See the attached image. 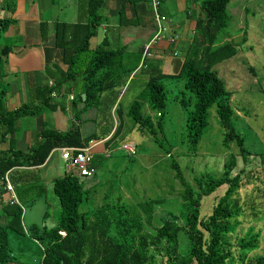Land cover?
Wrapping results in <instances>:
<instances>
[{
	"label": "trees",
	"instance_id": "16d2710c",
	"mask_svg": "<svg viewBox=\"0 0 264 264\" xmlns=\"http://www.w3.org/2000/svg\"><path fill=\"white\" fill-rule=\"evenodd\" d=\"M140 1L135 0V3ZM147 1L148 4L151 3V0ZM190 1L200 6L192 41L186 48L179 71L151 72L147 82L150 105L158 109V115L162 117L168 104L165 81L170 78L182 79L183 88L175 101L187 112L185 129L188 147L194 154H198L199 144L210 124V109L217 105L219 122L225 131V144L230 145L235 140L240 150L231 152L221 175L208 172L197 176L196 187L188 181L180 163L173 158L175 178L182 187L183 209L186 212L182 218L184 222H180L177 217H168L154 231L147 225L152 224L154 205L164 203V198L127 205L120 202L105 203L92 210H82L81 205L90 199L91 194V189L84 184L83 178L87 176L67 171L53 182V190L61 206L60 218L55 227L34 225L31 229H25L21 202L3 205L0 210V264H167L164 258L169 256L172 257L173 264H264V253L252 255L260 249L259 237L262 233L256 232L254 225H250L244 235L237 232L242 224H252L264 217V182L260 175V168L264 166V154H254L245 148V137L234 128L232 91L215 68L218 63L234 57L246 46L248 31H244L245 36L241 41H236L226 32L233 18L230 11L233 0ZM103 2L104 0H88L90 23L81 24L86 29L87 39L83 41L85 46L89 47L91 37L96 34V28L103 21ZM161 7L160 12L165 14ZM247 10L249 11L248 8ZM13 21L12 17L0 19V38L6 34ZM65 32L68 29L60 33L63 35ZM58 35L62 43L64 37L57 33ZM11 45L6 43L2 47L0 44V66L3 65V57L8 55ZM85 50L87 49L78 47L72 58H78V54ZM72 58L67 57V61H73ZM122 59L121 50L105 49L94 56L86 71L78 73L73 70L75 63L72 62L69 68V76L72 73L76 77L81 74L86 79L84 92L79 93V100H83L82 93H86L85 104L99 108V102L104 98L103 101L107 102L99 108V114L108 113L111 119L114 105V112H117L121 104L120 101L117 103L116 86L124 83L134 70L126 71L124 76L112 71L116 62ZM249 69L255 72L251 66ZM108 90H112V94ZM2 106L3 97L0 95V120L8 126L23 114L36 113V110L27 111L25 108L4 113ZM143 109L144 104L140 99L129 106L128 115L133 118L132 130L150 131L157 137L158 132L164 131L162 120L156 122ZM111 124L114 125L113 121L106 126L108 133L112 129L109 128ZM120 124L121 120L118 118L113 136L118 132ZM94 138L100 139L101 134L83 137L80 127L65 132L45 129L38 142L28 151H21L13 146L11 154L0 153V178L4 177L7 170L16 166L43 165L54 148L83 147ZM126 138L127 135L123 137ZM174 147L173 144V150ZM240 156L245 166L243 173L235 171ZM95 165L96 168L97 164ZM245 170L247 172L243 175ZM222 185H227L225 193L218 198L212 212L202 216L203 198ZM249 186L252 189L243 193ZM234 233H237L235 239L232 237ZM30 237L41 245L35 252L39 254V258L29 261L23 255L27 248L25 244L15 247L13 239L23 243L22 239ZM155 251L162 254V263L158 262Z\"/></svg>",
	"mask_w": 264,
	"mask_h": 264
},
{
	"label": "rangeland",
	"instance_id": "374dc122",
	"mask_svg": "<svg viewBox=\"0 0 264 264\" xmlns=\"http://www.w3.org/2000/svg\"><path fill=\"white\" fill-rule=\"evenodd\" d=\"M143 1L148 2L147 0H141V2ZM177 1L163 0L161 8L171 14V18L175 23H186L188 11L191 8L193 10L196 5L194 6V3L188 0L185 2L186 7H184V4L180 5ZM230 8L233 18L226 32H229L228 35L231 38L241 41L245 36L244 31L247 30L248 35L246 37H248V41L237 55L218 63L215 68L219 71L229 90L232 91L231 104L235 110L233 115L234 128L245 137L246 149L254 154L262 155L264 154V0H233ZM148 28L149 32L146 33V36L147 39H150L155 34L156 29L154 28V31H152L151 26H146L141 30L147 31ZM104 35L105 32L100 27L98 36L101 39L97 41L98 50L91 49L78 54L80 61L83 59L88 61L85 62V65L90 64L95 55H99L106 49L103 43ZM189 37H192L191 30L189 31ZM6 43L15 44V38H8L6 34L2 35L0 44L3 47ZM181 50L183 52V48ZM182 52L180 51L178 56L170 54L168 62L163 60L153 62L154 60H152V67L149 69L157 66L165 70L161 69L164 73H176L180 70L182 64V58L184 57ZM125 57L128 64L137 66L138 59L136 56L126 54ZM75 66L78 67V65ZM250 66L255 72L249 69ZM84 67L83 65L81 69H84ZM152 71L141 70L139 72L138 79L128 90L125 89L122 106L114 114L112 112V119L108 113L99 114V117L96 118L94 123H96L97 133L99 134L106 130V126H109L111 121L114 125L117 123L118 118L123 121L125 117L129 121H126L127 125L122 122L116 135L107 138V141L101 146L105 149L104 153H95L94 162L97 164V175L83 178L85 187L91 189V194L90 199L81 205V209L92 210L105 203L117 204L120 202V204L127 205L164 198V203L154 205L152 224L147 225L150 230L154 231L155 227L159 226L168 217H177L180 222H184L182 218L186 212L183 209L182 187L175 178L172 167L173 158L180 163L188 181L196 187L195 178L203 173L209 172L221 175L225 169L224 163L230 157L231 152H238L240 148L235 140L231 141L230 145L225 144V131L219 122L218 107L214 105L210 109V124L199 144L198 154H194V151L188 147L186 140L185 122L187 112L179 102L175 101L176 96L181 94L180 90L183 88L182 79L170 78V80L165 81L168 90V104L164 115L160 117L158 109L150 105L147 86H144L145 90L141 92L143 76L148 78ZM77 80L84 83L83 79L76 78L75 74L72 73L70 82ZM2 87L3 89L6 87L5 82H3ZM108 91H110L109 93L112 92V90ZM140 92L141 96H139ZM135 98L141 101L148 99L145 103L142 101L144 104L143 110L151 114L156 122L162 120L163 133L158 132V136L155 137L150 131L142 132L138 129L139 132L136 133L132 130L133 118L128 115L127 110L129 103ZM103 100L104 98H101L99 108L106 105L107 101ZM88 113L87 110L83 114L81 113L79 117L76 116L79 118L84 133H89L95 125L86 118ZM40 114L35 115L36 118ZM121 134H126L127 138L123 139ZM120 135L121 137H119ZM127 139L135 142L136 147L133 143L130 144L132 148H136L135 153L124 147L123 142ZM122 140L124 141L122 142ZM173 144L175 146L174 150ZM117 146L120 148L115 149ZM169 150H171V153H168ZM241 158V156L238 157V166L235 171L243 173V167L245 168V166ZM52 170L62 174L72 170L62 157V151L60 150L56 151L50 159L47 171L51 173ZM260 171L264 182V166L260 168ZM246 172L245 170L243 175ZM28 180L30 183H19V190L31 188L30 193H23V197L19 195L18 188L16 189L20 197L18 198L21 202L22 223L25 229H31L34 225L48 228L55 227L60 218L61 206L59 198L53 190V182L42 184L40 183L41 178L34 175ZM226 189L227 185H222L214 193L203 198L202 216H207L212 212L218 198L225 193ZM251 189L252 187L249 186L242 192ZM250 225H254L256 232L260 231L262 233L259 237L260 249L253 252L252 255L262 254L264 253V217L252 224H242L237 230L239 235H244ZM236 234L232 235L234 239ZM18 241V239H13V242H16L15 247L20 246V244L22 246L25 244L27 247L26 252L23 254L26 256L25 260L30 261L39 258V254L35 253L40 249L41 243L39 241H34L31 237L22 239L23 243ZM155 253L158 262L162 263V254H158L157 251ZM169 257H165L164 261L167 264H173V260L171 262L172 257Z\"/></svg>",
	"mask_w": 264,
	"mask_h": 264
},
{
	"label": "crops",
	"instance_id": "0c3cea01",
	"mask_svg": "<svg viewBox=\"0 0 264 264\" xmlns=\"http://www.w3.org/2000/svg\"><path fill=\"white\" fill-rule=\"evenodd\" d=\"M187 1L178 0L177 2L180 5L184 4V7H186L185 2ZM193 5H196V7L188 11L187 22L181 24L175 23L171 18V14L162 8L163 12L170 18L171 31L177 35V40L171 42L167 38L163 39L154 46L153 57L147 61L145 67H142L141 56L143 47L149 40L146 36L149 28L147 31L141 29L151 26L152 31H154V28H156L150 2L148 4L144 1L135 3V0H104L101 6L103 21L96 28V34L91 37L88 47L83 43L87 38L86 29L82 26L85 23H90L88 0H0V19L5 17L14 19L9 24L6 36L15 38V44L11 45L8 55L3 57V65L0 66V95L3 97L1 108L4 109V113L5 111L13 112L22 108L27 111L36 110L35 114H23L12 120L11 126L5 123L2 124L0 120V153L11 154L13 146L18 150L28 151L38 142L41 138V132L43 133L45 129L65 132L80 127L83 137L96 134L97 126L94 122L99 117V108L85 104L86 93H82L83 100H79V93L84 92L86 79L79 74L76 78L83 79L84 83L79 80L70 82L71 76H69L71 62L78 65L74 68L78 73L86 71L90 64L85 65V62H88L86 59L80 61L77 57L72 58V54L75 53L78 47L86 48L85 51L98 50L97 41L101 39L98 36V31L102 27L105 32L103 43L106 49L121 50V57L123 58L121 61L116 62L113 69H111L112 67H109V69L120 72L123 76L126 71L134 69L124 83L119 82L120 85L116 86L117 103L120 101L121 107L125 89L128 90L138 79L141 70L161 71L162 68L160 69L157 66L153 69L149 68L152 67L153 62L158 60L168 62L170 54L178 56L180 51L182 52L181 48H183L182 53L185 55L186 48L193 38L196 17L200 13V6L198 4ZM66 24L71 26L67 27ZM65 29H68V32L62 35L60 32ZM190 30L192 37H189ZM57 33L64 37L62 43ZM126 54L137 57V66H131L125 61ZM67 57L72 58L73 61H67ZM152 60L154 61L152 62ZM83 65L85 67L81 69ZM149 78L150 75L148 78L143 76L141 92L145 90L144 86H147ZM3 82L6 84L4 89L2 87ZM141 92L139 96L142 95ZM53 93L57 95H53ZM133 100L135 101L136 98ZM147 100L143 99L142 101L145 103ZM132 101L129 103L130 105ZM114 107L112 109L113 114ZM87 110L89 113L86 118L95 125L89 133H84L79 118L76 116L79 117L81 113L83 114ZM39 113L41 114L36 118L35 115ZM126 121L129 120L124 117L121 123L127 125ZM116 126L117 123L113 126L111 124L109 128L112 129L109 133L107 128L101 132L100 139H93L98 141L93 149L94 158L95 153L105 152V149L101 146L114 133ZM133 131L139 132L138 129ZM125 135L122 134V137ZM129 141L127 139L123 142L126 149L132 148L131 143L136 147L135 142ZM118 148L120 147L117 146L115 149ZM135 149L129 151L135 153ZM58 150H60V147L54 148L43 165L38 167L16 166L5 172L4 177L0 178V210L11 199V193L7 190L8 182L14 186L15 194L19 197V195L23 196V193L31 192V188L19 190V183H30L28 179L33 175L41 178L40 183L45 182V184H48L66 173H56L54 170L51 173L47 171L52 155ZM95 164L93 160V166ZM96 175L97 170L94 176ZM17 188L19 195L16 192Z\"/></svg>",
	"mask_w": 264,
	"mask_h": 264
},
{
	"label": "built area",
	"instance_id": "2783aa9c",
	"mask_svg": "<svg viewBox=\"0 0 264 264\" xmlns=\"http://www.w3.org/2000/svg\"><path fill=\"white\" fill-rule=\"evenodd\" d=\"M162 6V0H151V9L154 14L156 21V32L153 36L145 43L141 56V66L145 67L147 65L148 59L153 57L154 46L159 44L163 39L167 38L171 42L177 40V35L173 34L170 26V18L160 12V7ZM53 95H57L53 93ZM73 97V96H72ZM96 140L91 139L83 147H73V146H63L60 147L62 151V157L65 159L67 164L79 176H94L96 173V168L93 166L94 152L93 149L97 145ZM133 151V148H129ZM7 190L11 193L10 203H20L17 195L14 191V186L8 182Z\"/></svg>",
	"mask_w": 264,
	"mask_h": 264
}]
</instances>
